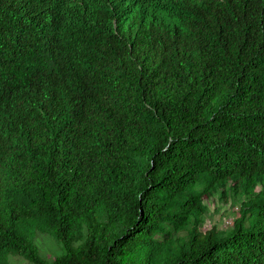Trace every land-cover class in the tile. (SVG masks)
I'll return each mask as SVG.
<instances>
[{
    "label": "trees",
    "instance_id": "obj_1",
    "mask_svg": "<svg viewBox=\"0 0 264 264\" xmlns=\"http://www.w3.org/2000/svg\"><path fill=\"white\" fill-rule=\"evenodd\" d=\"M259 185L264 0H0V264H264Z\"/></svg>",
    "mask_w": 264,
    "mask_h": 264
},
{
    "label": "rangeland",
    "instance_id": "obj_2",
    "mask_svg": "<svg viewBox=\"0 0 264 264\" xmlns=\"http://www.w3.org/2000/svg\"><path fill=\"white\" fill-rule=\"evenodd\" d=\"M263 191L262 185L257 186L255 189L256 194ZM245 200L244 196L236 192L222 195V192L215 191L204 196L203 202L207 207V212L202 229L208 230L215 227L220 232L230 230L239 215L240 204ZM36 243L40 254L49 260L62 252L59 243L48 234L38 233L36 235ZM8 260L9 264H27L24 257L14 253H9Z\"/></svg>",
    "mask_w": 264,
    "mask_h": 264
}]
</instances>
